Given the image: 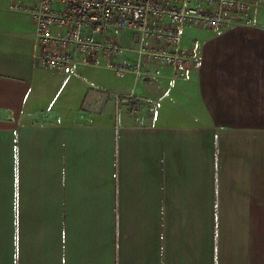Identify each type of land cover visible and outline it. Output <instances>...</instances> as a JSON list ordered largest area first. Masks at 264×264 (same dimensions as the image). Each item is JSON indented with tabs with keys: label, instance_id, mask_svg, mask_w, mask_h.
Wrapping results in <instances>:
<instances>
[{
	"label": "crops",
	"instance_id": "obj_1",
	"mask_svg": "<svg viewBox=\"0 0 264 264\" xmlns=\"http://www.w3.org/2000/svg\"><path fill=\"white\" fill-rule=\"evenodd\" d=\"M11 5L0 0V264H264V11L186 25L194 56L179 71L129 55L142 37L118 30L140 72L108 88L90 67H44L31 16Z\"/></svg>",
	"mask_w": 264,
	"mask_h": 264
},
{
	"label": "built area",
	"instance_id": "obj_2",
	"mask_svg": "<svg viewBox=\"0 0 264 264\" xmlns=\"http://www.w3.org/2000/svg\"><path fill=\"white\" fill-rule=\"evenodd\" d=\"M11 7L29 14L35 25L41 64L74 72L79 67L106 68L117 76L139 73L140 60H122L118 30L141 35L140 59L170 65L179 71L194 52L181 46L183 29L193 25L221 30L249 23L254 0H11ZM138 57V58H139ZM136 111L134 94H114Z\"/></svg>",
	"mask_w": 264,
	"mask_h": 264
},
{
	"label": "rangeland",
	"instance_id": "obj_3",
	"mask_svg": "<svg viewBox=\"0 0 264 264\" xmlns=\"http://www.w3.org/2000/svg\"><path fill=\"white\" fill-rule=\"evenodd\" d=\"M256 2V5L251 9V13L255 11H264V0H254ZM129 55H137L138 49H129ZM87 71L89 72V76L92 80H101L104 79L105 83H102L104 86H108V88H111L112 85L117 84L119 81H121V78L118 77L114 72H110L108 70H105L104 68H87ZM92 73V74H91ZM99 77L100 79L96 78ZM105 77V78H104ZM103 81V80H102ZM108 81V83H107Z\"/></svg>",
	"mask_w": 264,
	"mask_h": 264
}]
</instances>
